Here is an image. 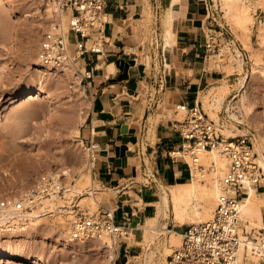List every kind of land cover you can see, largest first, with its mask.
I'll use <instances>...</instances> for the list:
<instances>
[{"label":"rangeland","instance_id":"374dc122","mask_svg":"<svg viewBox=\"0 0 264 264\" xmlns=\"http://www.w3.org/2000/svg\"><path fill=\"white\" fill-rule=\"evenodd\" d=\"M210 1L211 16L206 22L204 33L207 40L216 37L221 50L208 52L206 65L210 71H218L224 79L213 86L221 87L206 91L202 97H206V104L213 103L216 98H222L223 101L232 89L235 94L239 93V97H231L225 108L218 109L221 120L216 122L217 119L209 117L222 127V133L226 137L249 135L253 139L255 150L258 145L264 148V38L259 37V31L264 29V0L252 1L249 9V19H252V22L249 20L250 23L246 20L242 22L244 19L240 16L239 9L228 13L215 0H208L209 5ZM51 19L47 6L40 0H0V202L8 197L23 199L24 195H29L41 175L57 174L62 177L66 190L77 187L76 193L65 194L69 196V202L72 200V205L79 204L90 215H98L103 200L95 189L100 188V184L97 181L86 184L78 180L81 173L89 172L93 167L90 151L81 135L89 123L90 92L74 68L59 71L41 69L37 58L41 36ZM151 21L149 16L148 22ZM238 25L243 26L242 28L247 26L241 31ZM246 28L249 30L247 34L250 36L252 49L243 46ZM153 30L151 26H146L144 33L153 37ZM208 33L213 35L209 37ZM240 38L244 39L243 43ZM239 61H243L242 66ZM80 65L83 68V64ZM40 78L44 81V90L52 98L35 93L34 98L10 106L11 97L36 88ZM204 111L208 114L206 106ZM79 113L84 118L82 122L77 119ZM176 114H171L174 119H182V114ZM75 127L79 128V133L73 131ZM87 133L86 131V135ZM261 154L264 155V150ZM204 165L210 168L209 165ZM223 174L216 178L211 171L203 179L201 175L197 179H202L209 188H214L218 183L219 188ZM138 179L148 182L141 175ZM160 189L162 190L161 187L155 189L158 195ZM91 191L95 193L94 196H91ZM257 192V197L263 202L264 216V190L259 189ZM85 197L89 200L85 201ZM94 197H99L97 207L91 204ZM65 199L55 197L54 203L68 206V199ZM214 209H211L212 213ZM1 211L7 221L0 223V264H114L111 256L115 253L109 239L84 243L70 240L71 223L77 212H44L48 214L43 213L40 220L31 221L26 211ZM190 217L191 215L186 218H197L194 215L193 218ZM188 220L182 225L169 212V217L162 222L170 230L183 234L188 225L201 222ZM139 231L136 234L130 228L128 232V241L134 243L137 236L148 249L143 257L136 259L137 264H144L145 254L154 250L156 264H167V257L182 243V236L177 244L171 235L168 247L173 248L168 252L165 248L168 234L152 240L142 230ZM20 255L28 259H14ZM40 258L43 262L34 263Z\"/></svg>","mask_w":264,"mask_h":264},{"label":"crops","instance_id":"0c3cea01","mask_svg":"<svg viewBox=\"0 0 264 264\" xmlns=\"http://www.w3.org/2000/svg\"><path fill=\"white\" fill-rule=\"evenodd\" d=\"M171 3L108 0L103 53L81 61L92 72L89 123L81 135L84 144L96 149L91 174L100 184L95 189L103 200L100 209L113 208L117 222H127L136 234L156 214V188L191 181L186 163L170 157L184 142L171 114L180 104H198L204 110L202 94L221 87L213 86L224 79L206 65L209 39L204 27L211 1L181 0L172 13L174 34L166 48ZM146 26L154 29L153 37L144 33ZM161 78L165 84L160 88ZM234 92L223 99L222 109L231 97H239ZM140 175L148 182L140 181ZM128 240L118 247L114 264H137L148 250L137 236L134 243Z\"/></svg>","mask_w":264,"mask_h":264},{"label":"built area","instance_id":"2783aa9c","mask_svg":"<svg viewBox=\"0 0 264 264\" xmlns=\"http://www.w3.org/2000/svg\"><path fill=\"white\" fill-rule=\"evenodd\" d=\"M42 1L53 7L55 16L41 36L37 51L39 64L54 71L74 68L81 82L89 87L92 72L81 68L80 64L88 54L103 53L108 0ZM64 13L70 16L67 31L61 25ZM217 40L216 37L209 39L206 44L208 52L221 50ZM164 84L165 80L161 78L160 88ZM176 113L182 114V119H174V122L184 142L170 153L173 162L183 160L190 177L193 166L200 167L203 174L211 172L209 167L201 164L200 157L204 152L218 151L228 163L221 178V190L212 218L187 226L181 246L167 257V264H257L252 257H258L259 264H264V224L256 232L249 230L241 219V203L245 197L252 189L264 190V169L258 163L252 137H226L222 127L210 119L198 104H180L176 106ZM88 149L94 165L97 160L95 146ZM65 190L66 185L60 175L44 174L30 191L26 203L8 197L0 202V209L26 211L45 198L57 196L59 199ZM103 209H99L98 215H90L77 205L69 238L83 243L109 239L116 253L121 242L129 237L130 225L127 222L119 224L114 209ZM111 260L116 262L115 254Z\"/></svg>","mask_w":264,"mask_h":264},{"label":"bare ground","instance_id":"6f19581e","mask_svg":"<svg viewBox=\"0 0 264 264\" xmlns=\"http://www.w3.org/2000/svg\"><path fill=\"white\" fill-rule=\"evenodd\" d=\"M40 1L42 3H44L42 0H40ZM215 1L217 4H220L221 7L225 8L228 11V13H231L233 11V9H239L240 11L236 10V12L239 11L241 13L240 16L242 17V19H244V20H242V22L245 20L247 22H249V20H250L249 19V17H250L249 16V9L252 6L253 0H215ZM180 2H181V0H172V3L170 5V10L168 11L167 18L165 20V27H164L165 31L164 32H165L166 48H168L171 45L170 41H172L173 34H174L172 31V23H173L172 13H173L175 7L177 5H179ZM44 4L48 8L49 17L53 18L55 16V11H54L53 7H51L50 5H48L46 3H44ZM233 12H235V11H233ZM237 16L239 17V15H237ZM65 19H66V22H65ZM251 20H250V22H252ZM51 21H52V19H51ZM69 21H70V16L68 14L64 13L61 15V25L63 26L65 31H67L69 28ZM245 24H247V23L245 22ZM240 26L238 25L239 29L241 28L240 30L243 31V29L247 25L244 26V28H242L243 26L242 27H240ZM234 29H236V28L234 27ZM244 31H246V32H244L246 34V37L244 34H242V35H244L245 42H244L243 38L242 39L240 38L241 40H243L242 43L244 42L243 46H244V48L246 47L247 49H252L251 39H250L249 34H247V32H249V30H247V28H246ZM259 32H260L259 37L264 38V35H263L264 29H262ZM242 35H241V37H243ZM238 37H240V36H238ZM242 62L243 61H239L240 66L243 65ZM39 66L41 69L43 68L40 64H39ZM65 69H67V68H65ZM40 72L44 73V71H42V70ZM42 78H40L39 81L37 80L38 82L36 83V85H37L36 88L27 89L25 91H22L17 96L11 97L10 98V106L17 104L18 102L28 101V100L34 98L35 93H39V95H41V96L45 95V98H52L51 94L48 91L44 90V81L42 80ZM243 87H245V86L243 85ZM221 105H222V98H216L213 103L208 102L206 104L208 116L217 119V111L221 107ZM81 115H82V113H79V115L77 117L79 122L84 121V118ZM233 115H234V117H237L236 114H233ZM73 131L76 133H79L80 130L78 127H75V129H73ZM234 137H236V136H234ZM256 150L260 153V155ZM256 150L255 151L258 154V158H257L258 163L264 169V155L261 154V152L264 150V148L262 147V145H258ZM200 161H201L202 165L206 164V165L210 166V169L214 173V176L216 178H218L219 174H222L225 172L226 167H227V163H228L227 159L218 151H207V152L202 153V155L200 157ZM91 166H93L92 163H91ZM200 175H201L202 179L205 177V174H203L201 172L200 167L193 166L192 177H191V181L189 183H178L177 185L169 186L168 188L161 186L162 190L160 189L161 191H160V194L158 195V200L154 204L156 209H157L156 214L154 217L148 219L144 226L142 225L143 226L142 232L149 239L155 240L157 238V236L158 237L166 236L168 234L167 246L165 244V246H166L165 248L168 250V252L172 248V247L171 248L168 247V245L170 244L169 242H170L171 235H173L174 242L177 244L179 243L180 237L182 236V234L179 233L178 231H174V229L170 230L168 225L162 222L164 219H167L169 217V212H172L173 219L176 222L181 223L182 225L184 224V222H186L189 219L186 217H189L190 215H191V217L193 215L197 217L194 220L189 219L192 222H200V221L204 222V221L211 219L213 216L211 209L216 208L217 199H218V196L220 194L221 189H220V187L218 188V186H217L218 183L217 184L215 183L216 185L214 188L207 187L206 185H204V181L202 179H197V178H199L198 176H200ZM211 179H210V181H211ZM78 180L80 182H84L86 184H89L90 182H94V180L92 178L91 171L86 172V173H81ZM218 180H217V182H219ZM262 183L264 184V179H263ZM76 188H74V187L68 188L67 190H65L63 192V194L60 198H62L63 200L65 198L68 199L69 196L65 195V194L76 193V191H77V190H75ZM256 192L257 191L255 189H252L249 192V196L245 197V201L243 200L244 202L241 203V219L243 220L244 225H246L248 228H250V230L256 231V229H257L259 231V229L264 224V218H263V213H262L263 212L262 211L263 202H262V200H260L257 197L258 192L257 193ZM90 193H91V196L92 195L94 196V194H95V193L93 194L92 191ZM28 196L29 195H26V196L24 195L23 199H19V200L24 201L26 203ZM55 197H57V196L45 198V199L41 200L34 207H31L30 209H26L27 217L29 218V220H31V219L32 220L33 219L40 220L44 216V214L46 215L48 213L53 214V213H61V212L67 211L69 214L70 213L73 214V213L77 212L75 210V207L77 205L80 206L79 204L72 205V200L69 202V199H68V202H69L68 206L57 205L56 203H54ZM88 197H85L84 200L85 199L89 200ZM71 198L72 197H70V199ZM98 198L99 197H97V198L94 197L93 198L94 200L92 199L93 201L90 199L93 202V203H91V202L90 203L97 207L99 205V199ZM18 212H24V211H18ZM44 212H48V213H44ZM185 218L187 220H185ZM189 220H188V222H189ZM5 221H7V217L3 216V212L0 209V223H4ZM193 224H196V223H193ZM253 228H256V229H253ZM258 231H256V232H258ZM252 245H253V243L251 244V246ZM106 247L110 249L109 246H106ZM109 249H108V251H109ZM154 251L147 252L145 254V260L144 261L146 264H156V262H155L156 255H155ZM157 253H160V252L158 251ZM111 257H113V255ZM252 258L253 259L255 258L257 263L259 264V262H258L259 258L258 257H252ZM14 259L24 260V259H28V258L25 257L24 255H20V256L15 257ZM39 262H43V259L40 258L39 260H36L34 263H39Z\"/></svg>","mask_w":264,"mask_h":264}]
</instances>
